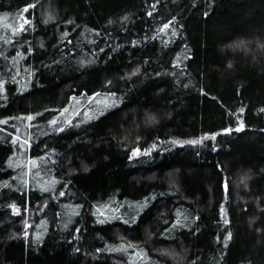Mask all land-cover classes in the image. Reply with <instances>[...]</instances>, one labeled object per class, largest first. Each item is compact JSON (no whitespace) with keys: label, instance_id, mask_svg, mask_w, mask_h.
Masks as SVG:
<instances>
[{"label":"trees","instance_id":"1","mask_svg":"<svg viewBox=\"0 0 264 264\" xmlns=\"http://www.w3.org/2000/svg\"><path fill=\"white\" fill-rule=\"evenodd\" d=\"M0 264H264V0H0Z\"/></svg>","mask_w":264,"mask_h":264},{"label":"rangeland","instance_id":"2","mask_svg":"<svg viewBox=\"0 0 264 264\" xmlns=\"http://www.w3.org/2000/svg\"><path fill=\"white\" fill-rule=\"evenodd\" d=\"M243 46H244L243 42H242V43H235V44L232 46V48L235 49V50H236V49H243ZM146 115H147V114H146ZM146 118L149 119V115H147ZM205 138H206V137H205ZM203 139H204V138H203ZM203 139H200V140L198 139V140H199V141H202ZM196 141H197V139H196V140H195V139H193V140H187V141L185 140V141H183V142H196Z\"/></svg>","mask_w":264,"mask_h":264},{"label":"snow or ice","instance_id":"3","mask_svg":"<svg viewBox=\"0 0 264 264\" xmlns=\"http://www.w3.org/2000/svg\"><path fill=\"white\" fill-rule=\"evenodd\" d=\"M168 25H165V27H167Z\"/></svg>","mask_w":264,"mask_h":264}]
</instances>
